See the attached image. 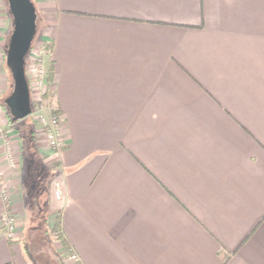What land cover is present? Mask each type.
<instances>
[{"label":"crops","instance_id":"obj_1","mask_svg":"<svg viewBox=\"0 0 264 264\" xmlns=\"http://www.w3.org/2000/svg\"><path fill=\"white\" fill-rule=\"evenodd\" d=\"M32 1L66 146L0 134V264H31L27 179L79 264H264V0Z\"/></svg>","mask_w":264,"mask_h":264},{"label":"rangeland","instance_id":"obj_2","mask_svg":"<svg viewBox=\"0 0 264 264\" xmlns=\"http://www.w3.org/2000/svg\"><path fill=\"white\" fill-rule=\"evenodd\" d=\"M38 15H37V33L34 37V41L32 44V53L27 56L26 58V73L30 85L31 90V101H32V111L37 110L39 108L42 109L44 113H48L50 111V108H56V106L47 98L46 94L48 92V70L44 67V54L49 49V46L46 42L41 41L42 36V29H43V23L45 20V14L43 13L42 9H38ZM5 22V23H4ZM13 30V21L12 16L9 9L8 0H0V109L2 111V120L4 122H10L12 123L11 116L9 114V111L7 107L5 106V98L10 95V93L13 91L14 87V79L11 72V69L7 63V49L8 44L10 40V36ZM41 57V65L40 67L44 70L46 73V93L43 95L39 91V89L36 87L35 82V74L34 69L38 66V62L36 63V60H39L38 58ZM36 71V70H35ZM62 115V113H61ZM63 118V115H62ZM16 125L13 126L14 130H18L21 135L23 136V142L27 143L29 141L30 136L33 134L34 130H40L42 127L39 125L37 120L35 119L34 115L30 113V115L21 118L16 121ZM62 127H63V120H62ZM64 136L65 135V129L63 128ZM5 136V135H4ZM58 161L55 160V163ZM27 186L30 187V191L28 193L31 195L30 199V215L26 219L27 222L24 223V226L26 228V231H24L23 237H22V243L24 246L25 240L30 235L32 238L30 239L29 243H31V247L35 253V256L39 259L41 264H61V261L64 260L63 264H78L80 261V257L78 254L74 252H68L63 248L62 243L56 239L53 236L51 245L48 243H44L43 245V239L41 236L43 235V230H41L38 227V223L41 217H46L49 210L48 207H50L49 202L47 201L49 193H47V186L41 185V183L34 184L31 179H27ZM57 186V184H56ZM57 188V187H56ZM56 191V190H55ZM32 208V209H31ZM52 213L54 210H50ZM53 215L50 216L51 224L53 220ZM16 227H17V221H16ZM33 231L28 234V232ZM16 234V229H15ZM54 252L58 253V256ZM73 254L76 255V257H73Z\"/></svg>","mask_w":264,"mask_h":264},{"label":"water","instance_id":"obj_3","mask_svg":"<svg viewBox=\"0 0 264 264\" xmlns=\"http://www.w3.org/2000/svg\"><path fill=\"white\" fill-rule=\"evenodd\" d=\"M8 4L13 19V30L7 49V63L13 75L14 87L5 98V103L16 121L32 113L26 58L37 33V11L32 0H8Z\"/></svg>","mask_w":264,"mask_h":264},{"label":"built area","instance_id":"obj_4","mask_svg":"<svg viewBox=\"0 0 264 264\" xmlns=\"http://www.w3.org/2000/svg\"><path fill=\"white\" fill-rule=\"evenodd\" d=\"M32 50V48H31ZM29 51L32 53V51ZM28 54V55H29ZM39 60H36L40 62L41 57L38 58ZM41 62L38 63V66L34 69V74H35V85L41 92V94L46 93V73L44 70L40 67ZM36 70V71H35ZM1 108V107H0ZM55 108L51 107L50 111L46 114L42 111L41 108L32 111L31 114L34 115L35 119L39 123V125L42 127V130L45 132V135L48 140V145L49 147L55 152V153H60L63 148L66 146V138L64 136V130L62 127V115H56L53 111ZM2 111L0 109V134L6 138L9 136V134L12 132L11 125L12 123L10 122H4L2 120ZM5 135V136H4ZM5 140V139H4ZM5 147V153L8 157L9 162L13 163V153H12V148L10 141H5L4 144ZM0 179H1V172H0ZM56 196L60 198L62 196V189L61 185L57 183L56 186ZM16 216L11 212V211H6L3 215V225L6 228L7 234L9 237H13L15 235V229H16ZM73 257H76L75 254H73Z\"/></svg>","mask_w":264,"mask_h":264},{"label":"trees","instance_id":"obj_5","mask_svg":"<svg viewBox=\"0 0 264 264\" xmlns=\"http://www.w3.org/2000/svg\"><path fill=\"white\" fill-rule=\"evenodd\" d=\"M49 46V44H48ZM51 74H52V67L48 70V76L51 78ZM5 106L7 107L8 111H9V114L11 116V121H14L13 120V115L11 113V110L10 108L7 106V104L5 103ZM56 115H59L61 114V110L59 108H55L54 111H53ZM30 115V114H29ZM32 209V208H31ZM48 214L46 215V217H41L40 220H39V223H38V227L43 230V235L41 236V238L43 239V245L44 243H48L51 245L52 243V239H53V236L58 239L62 245H63V248L68 251V252H73L71 246L69 245V242L67 240V238L65 237L64 233H63V230H62V216H61V212L60 211H54L52 213L51 208L48 207ZM53 215V220H52V224H51V220H50V216ZM33 231H30L28 232L31 233ZM32 238V236L30 235V238L28 237L25 242H24V250L31 262V264H41V262L39 261V259L35 256V253L31 247V243H29V241H31L30 239ZM56 254V256H58V253L57 252H54ZM61 259L63 258H60V263L63 264L64 263V260L61 261ZM79 264V263H78Z\"/></svg>","mask_w":264,"mask_h":264}]
</instances>
